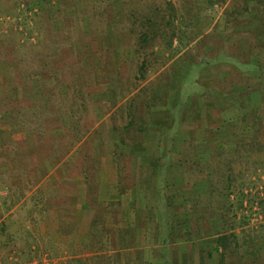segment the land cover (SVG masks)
Masks as SVG:
<instances>
[{
    "label": "rangeland",
    "instance_id": "obj_1",
    "mask_svg": "<svg viewBox=\"0 0 264 264\" xmlns=\"http://www.w3.org/2000/svg\"><path fill=\"white\" fill-rule=\"evenodd\" d=\"M84 1L87 0H0L2 143H9V137L14 135L4 124H7L9 111L18 113V100L22 96L18 83L23 70L19 61L23 57L27 69L34 68L37 74L44 71L39 90L48 88L52 94L50 108L47 111L38 109L35 118V122L44 126V132L49 133L47 148L38 151L37 157L51 149V139L55 138L60 152H67V148L76 140L81 141L78 155L81 159L82 156H89L93 148L100 147L96 132L101 133L100 137L108 135L109 139V129L122 128L125 123L118 114L113 115V107L127 97L123 90H131V86L137 83L135 78H140L139 66L144 61H147L148 70L144 74L145 80L140 82L137 89L154 81L161 68L169 67L165 72L170 75L174 57L178 54L184 56L182 60L189 66L209 62L210 65H201L199 71L193 72L195 77L198 76L197 81L204 82L209 88L224 91L242 88L249 93L264 88V77L260 79V75H257L258 79L254 78V68L246 64L258 61L264 66L262 6L246 4V0H228L223 5H211L213 0H168L179 10V39L175 38L172 51H167L165 44L159 46L155 42V55L148 51L142 57H136L133 45L139 29L135 30L134 35L119 33L117 38L111 34L106 36L103 33L111 20V15L105 16L106 7L108 4L111 6V22L120 28L132 12L145 11L150 3H161L166 8L165 1L95 0L99 9L93 10L92 14L86 11L87 3ZM94 15L98 16L96 20ZM258 15L259 20L255 19ZM95 28L101 31L97 32ZM231 61L237 63L228 64ZM45 78L50 79L47 87ZM112 84L118 86L116 105L112 104L114 99L109 100L108 96V85ZM110 89H114L113 86ZM141 96L139 99L145 97L142 93ZM261 99L264 101V97ZM74 105L76 108H73ZM77 107L84 110L77 112ZM259 108L263 109L264 106ZM218 110L213 108L209 113L213 119L212 128L218 126ZM97 112L100 116L104 115L102 121L98 120ZM75 122L78 124L75 125ZM250 124L251 120L248 127H251ZM248 131L252 133V130ZM118 135L121 137L119 130ZM14 137L25 139L24 134ZM231 138L234 143L230 149L232 151L224 149L226 160L221 159L219 163L215 161L216 158L212 159L215 169L211 171L212 177L209 179L213 183L211 187L215 188V200L227 201V210L223 212L226 222L220 219L223 221H220L223 225L221 231H224V235H235L228 249L224 252L221 250L220 255H224V260L219 255L215 264H264V152L262 147L259 150L247 147L239 152L237 138ZM112 139L115 140L113 136ZM2 150L4 156L6 154L8 157L9 169L0 164V211L10 215L6 224L3 216L0 220V264H67L71 253L64 248L62 234L66 228L63 219H59V224L56 222V227L51 225L54 210L58 212L63 204L59 192L64 189L65 182L57 183V180H72L85 167H88V174L93 179L92 167L82 160L71 165L72 171L66 166L64 170L67 173L53 175L56 181L54 177L47 178L39 192L36 188L42 180L40 175L35 174V163L30 165L31 168L26 163L21 170L19 162L16 161L17 167L11 163L18 157ZM20 151L29 156L24 144ZM39 158L40 169L43 168L44 158ZM195 166L200 168L202 178H208L210 171L205 172L202 166ZM35 179L39 180L36 186ZM2 193L6 196L2 197ZM39 206L40 213L37 211ZM214 211L218 215L222 213L217 208ZM192 261L189 260L190 263ZM206 262L212 264L209 260Z\"/></svg>",
    "mask_w": 264,
    "mask_h": 264
},
{
    "label": "crops",
    "instance_id": "obj_2",
    "mask_svg": "<svg viewBox=\"0 0 264 264\" xmlns=\"http://www.w3.org/2000/svg\"><path fill=\"white\" fill-rule=\"evenodd\" d=\"M183 57L179 54L174 57L170 75L165 72L169 67L161 68L154 81L137 91L127 93L128 89L123 90L127 97L120 101L121 105L115 104L113 115L118 114L124 126H117L114 131L109 129V139L108 135L100 137L101 133L96 132L100 147L95 150L93 148L89 156L84 154L86 156L81 159L78 157L81 141H76L67 148V154L61 160H46L43 168L37 169L42 181L36 189L40 192L46 179L65 173L66 166L72 171L71 165L82 160L92 167L93 179L88 174V167H85L79 171V176L70 181L57 180V183L65 182L64 189L59 192L63 204L58 212H52L54 221L51 225L56 227L59 219H63L66 228L62 234L64 248L71 253L69 264H201V256L207 257L208 249L212 250L213 255V260L209 262L215 264L218 259L221 249L217 253L216 244L203 243L224 235L221 231V214H216L214 210L205 213L201 209H191L194 202L216 197L210 196L211 193L207 191L213 183L209 178H202L200 168L195 165L209 172L215 169L212 159L216 158L218 163L221 159L226 160L224 149L232 151L230 149L234 143L231 137L245 131L249 120L243 125L245 110H239L237 101L233 102L235 99H232L233 92L242 91V88L224 91L230 101L220 105L215 88L197 81L198 76L195 77L193 73L194 70L199 71L200 63L189 66L183 62ZM112 86L114 88L117 85H108V88ZM260 88L251 92V104L256 108L264 106L260 97L264 88ZM141 89L148 92L143 99L157 98V105H152L148 110L141 109L145 119L144 131L133 130L129 135L122 134L130 121L126 113L127 103L135 96H138L136 99L142 98ZM35 91V99L38 101L39 85L35 86ZM243 94L248 95L249 91L244 90ZM108 96L109 100L114 99L111 94ZM238 100L241 102V98ZM99 104L104 106L103 103ZM213 108L220 110L217 128H212L211 124L213 119L209 113ZM98 112V120L102 121L104 115L100 116ZM154 118L160 121L159 126L153 124ZM122 139L125 140L124 144ZM3 144L0 139V164L8 170ZM74 146L75 149H72ZM195 185L196 191L193 190ZM5 196L2 193V197ZM171 197H174L177 204L184 205L180 207L183 214L187 209L193 217L206 218V222L199 228L197 224L194 225V239L188 243H174V238L169 234L178 230L173 232L172 227L166 228L170 213L171 217L173 214V210L166 207ZM37 211L40 213L41 206ZM4 214V211H0V220L3 216L6 224L10 213ZM216 218L220 221L217 222ZM179 231L183 230L180 228ZM189 260H193L192 263Z\"/></svg>",
    "mask_w": 264,
    "mask_h": 264
},
{
    "label": "trees",
    "instance_id": "obj_3",
    "mask_svg": "<svg viewBox=\"0 0 264 264\" xmlns=\"http://www.w3.org/2000/svg\"><path fill=\"white\" fill-rule=\"evenodd\" d=\"M107 1V0H106ZM105 1V2H106ZM161 1V0H160ZM166 4V8H163L161 3H153L149 4L148 9H145V11L137 10L129 14L127 17V21L124 22L123 26H120V28L115 27L116 23L111 22L112 20V11H110L111 6L108 4V7H106V12L105 16L111 15L110 21L107 23L106 30L103 34H107L106 36L118 35L119 33H128L129 35H134L137 29H139V33L137 34L136 41L133 45L134 53L136 54V57H142L143 54L147 53L148 51L151 52L152 54L155 55L154 52V45L155 42L159 46H162L165 44L167 47V51H172L173 45H174V40L175 38L179 39V34H178V25H177V20L180 18L179 16V10L174 6L173 3H171L168 0H164ZM228 0H213L211 2V5L215 4H225ZM86 2V11L92 14L93 10H98L99 7H97V3L95 0H87L84 1ZM104 3V2H102ZM246 4H253L256 6H262V17L261 19H264V0H246ZM260 15H258L255 19L259 20ZM95 20L98 18V16L94 15ZM97 29V28H95ZM136 30V31H135ZM101 30L97 29V32H100ZM117 38V37H116ZM135 40V39H134ZM35 49V48H32ZM257 57V56H255ZM259 57V56H258ZM27 59V57H26ZM229 60V58H228ZM25 63V65H24ZM237 62L231 61V63L228 64H236ZM19 64L22 66V76L19 78V87L22 92V98L18 100L19 103V108H18V113L17 111H9L7 116V124H4L6 126H9L11 134L17 135V134H24L25 139L20 140L18 138H15L14 135V140L13 137H9V143H4L2 145V148L7 151L8 153L11 154L13 157H18L17 159L13 160L11 163L13 166L17 167V162H19L22 166L21 170L23 167L26 166V163H28V167L32 163H35V174L37 175V169L39 168V157H43L44 160H53L54 162H58L59 160L62 159V156L67 154L65 151L60 152V148H57L56 140L55 138H52V142L50 145V148L45 155H38V151H40L43 147L47 148L48 144V137L49 133L46 131L44 132V126L38 124L39 122H35V118L37 117V110L40 109L42 111H47L50 108V97L52 96L51 91L48 90V88H42L40 89V92H38L40 98L38 101L35 99V94L37 91H35V86L40 85L41 81H43L44 78L42 77V74H44V71H41V74H37L34 68L32 69H27L26 67V62L24 57L20 59ZM28 64V63H27ZM147 61H144L140 66H139V72L141 74L140 78L136 77L135 80L137 83L135 85L131 86V90L128 89L127 93H131L135 90L140 85V82L142 83L145 79V75L147 73ZM250 65L251 67L254 68L252 75L254 78L257 75L260 79L264 77V66L261 64V62L258 61H251L250 63H246ZM204 67L208 65L207 62L201 63ZM210 65V64H209ZM40 76V78H39ZM256 77V79H258ZM50 81L49 78H45L46 82V87L47 83ZM263 80H261V83ZM116 85V84H113ZM248 86V85H247ZM116 88L117 86L114 87V89H109L108 92L111 94L113 97L116 95ZM248 88V87H247ZM18 90L19 88L16 86L15 88ZM146 89H141V93L144 94V96H147V93L145 92ZM216 90V99L220 105H226L230 99L227 98V95L224 94V90L222 89H217ZM249 90V89H248ZM243 91H236L235 93L233 92V102H236L240 106L239 110H245V115L242 118V123L243 125H246L248 120H251V127H248L243 131L241 134L232 136L236 137L239 143H236L238 146V149L240 150L239 152H243L242 149H245L247 147L249 148H256V149H261L264 152V108H256L253 104H251V97L249 93L248 95H244ZM66 94L69 95L67 92ZM37 95V94H36ZM62 96V94H61ZM261 96L264 97V90L261 91ZM138 96L133 97V99L128 101L127 105V115L129 116L130 121L128 124L124 127V130L122 134H127L129 135V132L136 130V131H144V125H145V119L144 114H142L141 109L148 110V108H151L152 105H157V98H145L142 100L136 99ZM241 98V102L240 99ZM237 99V100H236ZM264 100V99H263ZM264 103V101H263ZM112 104H116V97L112 101ZM236 105L235 107L238 108ZM10 106V103L8 104V107ZM21 106V107H20ZM73 108H76V105L73 106ZM80 108L77 107V112ZM35 113V114H34ZM153 124L154 125H160V121L156 120V118L153 119ZM80 124V120H78ZM78 122H75V125L78 124ZM2 124V122H1ZM74 125V126H75ZM252 130V133L248 130ZM46 136V137H45ZM52 137V136H51ZM79 141V140H76ZM125 140L122 139V143L124 144ZM23 144L26 146V152L28 151L29 156H26L22 151H20V147L23 146ZM37 148V149H36ZM4 158L6 161H8V157L5 154ZM43 160L42 164L45 162ZM17 161V162H16ZM88 164V163H87ZM31 168V167H30ZM212 177V172L210 170L208 174V178L210 179ZM231 181V179H230ZM38 181L36 179L34 180V184L36 186ZM33 185V183L31 182ZM29 187V186H28ZM193 190L196 191V185L193 187ZM211 193L210 196H214L216 194L215 188L211 187V185L207 188V191ZM174 197H171L168 199L166 203L167 209H172L173 214L171 217L170 213V218L166 222L169 223L167 227H172L173 232H176V229L178 230L176 233L170 232V236L174 238V243L175 242H180L184 241L185 243H188L192 241L193 238V229L194 225L197 224V227L199 228L206 222V218L204 217H193L192 213L190 210L185 211V214H183L182 210H180V207H184L182 204H177L175 200L173 199ZM226 202H224V199L220 201H216L214 197H209L205 198V200L200 201V202H194V204L191 206V209H194V211H197V209L204 210L205 213L210 212L211 210H214V208H217L220 213L221 219L224 220L223 212L227 210L226 208ZM202 206V208H200ZM213 215V214H209ZM216 217V216H215ZM212 219V218H211ZM221 220V221H222ZM216 221L219 222L220 220L216 218ZM222 221V222H223ZM175 225V226H174ZM164 227V225H162ZM180 228L183 231H179ZM219 230V228H217ZM201 231V230H200ZM202 232V231H201ZM224 232V231H223ZM217 233V231H216ZM235 238V235L231 234L229 235H223L221 234L218 236L216 239L213 240H205V244H211L214 243L216 244L215 251L219 253V249L225 250L228 249L229 242H231V239ZM166 241V239H165ZM201 243V244H202ZM208 254H207V259L201 256V264H207L206 260H213V255H212V250L208 249ZM222 261L224 260V255H220ZM223 264V263H222Z\"/></svg>",
    "mask_w": 264,
    "mask_h": 264
}]
</instances>
